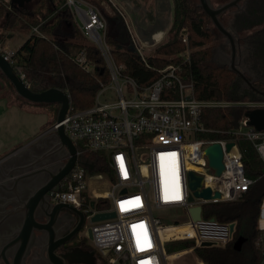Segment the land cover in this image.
<instances>
[{"label":"built area","instance_id":"obj_1","mask_svg":"<svg viewBox=\"0 0 264 264\" xmlns=\"http://www.w3.org/2000/svg\"><path fill=\"white\" fill-rule=\"evenodd\" d=\"M65 4L87 43L99 51L108 73L106 82L99 80L91 106L74 108L67 94L69 106L62 124L76 148L77 159L57 188L47 192L51 201L70 204L90 222L91 238L85 248L93 253L94 261L70 264H170L175 256L193 251L191 247L167 253L163 243L173 240L193 239L196 246L202 242L225 246L232 239L231 222L203 216V205L234 201L248 191L253 180L245 174L238 141L248 140L264 164V130L247 125L246 116L227 133L209 129L202 122V111L231 104L264 108V99L238 103L200 99L192 76L181 64L172 62L158 69L154 79L141 84L115 60L107 41V19L101 10L89 0H65ZM115 11L124 29L118 40L148 66L143 50L159 44L165 34L156 31L142 35L122 9L115 6ZM31 32L40 34L37 26ZM180 37L185 49L179 55L186 63L190 54L186 30ZM0 53L30 86L15 50L0 44ZM75 61L86 71L94 70L83 52L75 55ZM218 133L230 137L209 136ZM213 143H219L223 150L220 175L214 174L205 155V148ZM228 143H233L229 149ZM89 153L106 156L109 175L89 170L79 162L89 159ZM189 171L201 175L202 187L211 189L212 194L218 192L219 198L194 196L189 201ZM104 176L110 185L107 190L90 188L92 179L99 181ZM100 199L108 202V208H94ZM194 206L201 207L198 220L189 213ZM110 211L115 213L114 218L91 221L93 214ZM178 226L184 229L175 231Z\"/></svg>","mask_w":264,"mask_h":264},{"label":"trees","instance_id":"obj_2","mask_svg":"<svg viewBox=\"0 0 264 264\" xmlns=\"http://www.w3.org/2000/svg\"><path fill=\"white\" fill-rule=\"evenodd\" d=\"M105 1L114 11L113 16L104 14L107 19V41L112 47L113 56L141 84L154 79L158 69L166 64L181 60L178 55L185 46L180 32L186 30L191 52L189 61L182 62L181 67L192 76L198 98L232 103L264 99L259 92L264 91V0H242L238 8L229 10L232 20L226 26L238 35L245 34L244 37L240 36L241 49L245 54L243 68L256 91L245 86L242 79L226 63L216 62L214 41L222 36L202 11L198 1L172 0L173 13L168 35L154 49V53L146 57L148 66L131 49L120 44V29L116 26L120 18L115 11V6L119 4L113 0ZM139 1L128 0V5L133 9L138 7ZM148 11L149 14L145 17L151 22L154 19L151 17L153 12ZM34 26H37L40 34L31 32L15 50L30 89L38 92L51 87L61 88L69 95L74 108L84 109L91 106L99 89V80L106 82L108 73L99 51L87 43L76 26L65 0H32L22 7L12 5L10 0H0V44L3 45L13 30L24 31ZM80 52L94 64L93 71H86L77 64L75 55ZM2 78L13 87L1 74L0 83ZM15 97L20 107H52L54 115L59 108L58 104L32 103L17 94ZM249 110L248 106L242 104L208 107L203 109L201 119L207 128L227 133L238 127L239 121ZM209 136L227 138L230 134L218 133ZM238 145L242 152L245 174L253 180L248 191L234 201L203 205V216L235 224L231 241L222 247L196 246L193 239L167 241V253L192 247L202 264H260L264 259V249L259 242L262 231L256 226L260 199L264 196V164L248 140L239 139ZM88 158L94 163V172L109 175L107 158L103 153H89ZM108 206L106 200L100 199L94 208L102 210ZM239 236L246 239L241 248L235 250L233 243Z\"/></svg>","mask_w":264,"mask_h":264},{"label":"water","instance_id":"obj_3","mask_svg":"<svg viewBox=\"0 0 264 264\" xmlns=\"http://www.w3.org/2000/svg\"><path fill=\"white\" fill-rule=\"evenodd\" d=\"M30 1L32 0H10L12 5L18 7H22ZM241 1L229 0L214 7L210 0H198V5L229 45V69L242 79L245 86L256 91L257 89L253 83L248 80L247 71L241 63L240 40L237 34L227 28L220 19V16L229 9L238 8ZM120 27H123L122 24ZM121 33H124V29H121ZM119 42L120 44L124 43L121 39ZM0 74L12 84L17 96L32 103L59 105L56 121L50 128L52 132L49 136L34 138L24 146L26 148H23L22 151L19 149L14 154L8 155L0 161V181L9 177V175L11 177L9 185L0 182V188L8 190L10 194L9 197L2 196L0 199V260L5 264H22L26 259L33 239H35V233L43 232L46 233L44 235L47 239L46 258L51 264H65L63 263L64 258L59 257L55 253V250L61 244L55 241L53 228L55 215L62 209L70 210L79 217H83L84 214L70 204L58 203L51 205L48 201L47 192L57 188L60 180L70 172L77 159L76 148L66 135L62 124L69 106L68 95L63 89L57 87L47 88L38 92L31 90L1 53ZM259 92L264 96V91ZM245 116L247 117V125L253 126L258 131L264 130V108L250 109ZM45 143H49L45 148L47 152L52 149L54 153L65 151L67 160L56 174H52L51 170L45 166V164H49L44 162L46 159L40 152V148L45 146ZM232 145L233 143H228L226 148L229 149ZM205 155L208 160V166L215 175H220L223 171V150L221 145L219 143L210 144L205 148ZM79 162L89 170L94 168V163L87 158L80 159ZM4 166L10 167L9 172L4 171ZM44 171H47L48 175H45ZM41 173L44 175H41ZM45 180H47L45 184H40ZM188 180L189 187L192 190V194L188 197L189 201H192L194 196L203 199L219 198L218 192L212 194L211 189L202 187L203 178L201 175L189 171ZM6 205H11L12 207L4 209L3 207ZM39 211L47 218L45 223L37 220ZM189 213L193 220H198L201 207H190ZM114 217L115 213L113 211L98 212L93 214L91 221L96 222ZM234 227V223H230V228L233 232L235 230ZM68 239L67 237L64 241ZM245 239V237L239 236L234 241L233 248L239 250ZM201 246L211 247L213 245L210 242H202ZM93 261V253L83 247L74 250L67 263H93Z\"/></svg>","mask_w":264,"mask_h":264},{"label":"rangeland","instance_id":"obj_4","mask_svg":"<svg viewBox=\"0 0 264 264\" xmlns=\"http://www.w3.org/2000/svg\"><path fill=\"white\" fill-rule=\"evenodd\" d=\"M90 1L94 3L101 10L103 14L106 13L112 16L114 15L113 8H111V6L108 4L107 1L105 0H90ZM195 1H198V0H195ZM227 1L228 0H210L211 4H213L214 7L224 2H227ZM113 2L114 3L118 2L119 4L118 7L123 10L124 14H126L128 17L131 18L134 26L136 27L137 32H139V30L137 29V25L138 27L140 26L139 24L144 25V22L141 20V17H144L145 15H147V13L149 14L148 10H151L153 12V15L151 17H154L155 20L152 24L148 26V28L145 29L146 30L145 33L149 35L151 34L150 31H154V32L162 31L165 34L164 39L159 44H156L152 48H146L143 50V53L146 56H149L152 53H154V49L158 45H160L163 41H165L168 35L167 33H168V29L172 21V13H173L172 0H140L138 7H135L133 9L132 7L128 5V0H113ZM231 20H232V14L231 12H229V10L228 12L226 11L224 14H222L221 21L224 23L225 26L230 25ZM139 28L144 30L141 27ZM30 34H31V28L29 30H24V31L14 30L12 35L5 39L4 44L8 48L16 50ZM244 35L245 34L243 33H240V35L237 34L240 40V51L243 54V60H244L245 54L241 49V45H242L241 37H244ZM214 45L216 46V54L219 52V53H223L224 55H227L228 62L226 61L227 62L226 64L229 66L230 49H229L228 43L225 42V39L223 37H218V39L214 41ZM188 48H189V42H188ZM189 52H191V48H189ZM178 57H180V55H178ZM215 59L217 63L219 62L224 63V60L220 59L219 57ZM176 62L177 60H175V62H172V63L175 64ZM182 62L183 61L181 58V60L178 61L177 63L181 64ZM241 63L243 65V61ZM0 96L5 97L8 100L9 104H16V105L18 104L16 101V97H15L16 94H15L14 88L10 87L3 78L0 83ZM51 108L52 107H48L46 109L47 111L52 113V120H51L50 125L55 123L57 113H58V110H57V112L54 115ZM5 112H6L5 106L3 105V103H0V119H1V116H4ZM45 117H46V112H43V111H40L36 114L34 113L24 114L23 113V115L20 116V120L19 119L17 120L19 122H18L16 130L13 128L11 130H6V128H4V125H2L1 120H0V142L1 144L3 146L10 147L13 144L20 143L19 141L25 142V141L32 140L35 137L39 136V134H36L35 132L39 130L40 128L39 125L40 123H42ZM109 186L110 185L108 183L106 176H104L103 180L97 181V180L92 179L90 181V188L98 187L99 190H107ZM159 216L162 217V219H165L163 215H159ZM177 228L184 229L182 228V226H178ZM165 245H166V242L163 243L164 249H165ZM195 259H196V255L194 254L193 251H185L183 254L175 256L171 260L170 264H196Z\"/></svg>","mask_w":264,"mask_h":264},{"label":"flooded vegetation","instance_id":"obj_5","mask_svg":"<svg viewBox=\"0 0 264 264\" xmlns=\"http://www.w3.org/2000/svg\"><path fill=\"white\" fill-rule=\"evenodd\" d=\"M240 53H241V62H242L243 54L241 51ZM218 57L224 60V63L228 62L227 55L218 52L217 54H215V58ZM45 144H46L45 146L41 145L42 147L40 148V152L41 154H43L42 156L44 157V159H46L44 162H48L47 164H49V165L45 164V166H47L49 170H51L52 174H56L57 172H59V170L62 168L63 164L67 160V157L65 156L64 153L65 151L54 153L53 152L54 150L52 149L53 151L51 150L47 152L45 148L47 147V144L49 145V143H45ZM51 152H53V154H51ZM43 173L45 175H48L47 171H44ZM43 173H41V175H44ZM46 182L47 180L42 181L40 184H45ZM1 197L2 196H0V199ZM48 201L51 205H56L59 203V202H53L49 198ZM37 220L41 223H45L47 218H45L43 216V213L42 212L40 213L39 211L37 215ZM89 226H90V222L87 220L85 214L83 215V217H79L77 214H75L70 210L62 209L59 211L57 215H55V223L53 225L54 233H55V241L61 243L58 246V248L55 250V253L59 257L64 258V260L62 259L63 263L68 264L67 261L74 252V250H76L77 248L79 249L83 248L85 247V245H88L91 238ZM44 234L46 233L43 232L35 233V239H33L31 243L32 245L28 251L26 259L22 264H51L50 261L46 258L47 239ZM67 237L69 239L67 241H64V239H66ZM0 264H5V263L2 260H0Z\"/></svg>","mask_w":264,"mask_h":264},{"label":"crops","instance_id":"obj_6","mask_svg":"<svg viewBox=\"0 0 264 264\" xmlns=\"http://www.w3.org/2000/svg\"><path fill=\"white\" fill-rule=\"evenodd\" d=\"M2 1L3 2H8L9 0H2ZM141 20L144 22V25L143 24H139L140 25L139 27L143 28L144 30L140 29L138 27V25H137V29L139 30V32L142 35H144V34H146L145 33V31H146L145 29L148 28V26L154 22L155 18L153 19V21L150 22L144 16V17H141ZM120 25H121V23L119 21L116 26L121 31L122 28L120 27ZM13 31H12V33H13ZM150 32L153 33L154 31H150ZM3 47H4V49L5 48H8V47L5 46L4 43H3ZM8 49H11V48H8ZM0 103H3V105L5 106V111H6L5 113L6 114L4 113V116H1V119L0 120H1L2 125H4V128H6V130H11L12 128L16 130L17 129L18 122H19L17 120L18 119L20 120V116L23 115V113L24 114L25 113H27V114H32V113L36 114V113H38L40 111H43V112H46V117L42 121V123H40L39 130L36 131L35 133L36 134H39V138L42 137V136L43 137L44 136H49L51 134L52 131L50 130V128L53 126L54 123L52 125H50L51 124V120H52V113L49 112V111H47L46 110L47 108H45V109H40L38 107L37 108H34V107L29 108V107H25V106L20 107V106H18L16 104H9L8 100L5 97H3V96H0ZM32 140L25 141V142L19 141L20 143L13 144L10 147L3 146L1 144V142H0V161L3 158L7 157L8 155L14 154L19 149H21V151H22L23 148H26L24 146L28 142H30ZM0 165H1V163H0ZM9 170H10V167L4 166V171L5 172H9ZM0 182H2L5 185L6 184L9 185L11 183V177H10V175H9V177L4 178ZM0 196H7V197H9L10 194L8 193V190L3 189V188H0ZM10 207H12V206L11 205H6L3 208L4 209H8ZM256 226H257L258 229H260L262 231L261 236L259 238V242H260L262 248L264 249V196H262L261 199H260L258 215H257V218H256ZM181 230H183V229H181ZM195 260H196V264H201V261H199V259L197 257H196Z\"/></svg>","mask_w":264,"mask_h":264},{"label":"bare ground","instance_id":"obj_7","mask_svg":"<svg viewBox=\"0 0 264 264\" xmlns=\"http://www.w3.org/2000/svg\"><path fill=\"white\" fill-rule=\"evenodd\" d=\"M175 231L179 232L181 231V228H176Z\"/></svg>","mask_w":264,"mask_h":264}]
</instances>
